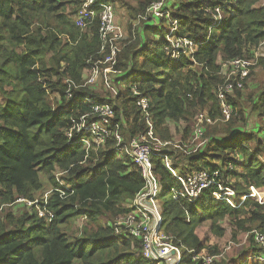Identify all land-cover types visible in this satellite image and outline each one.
<instances>
[{
    "label": "trees",
    "instance_id": "16d2710c",
    "mask_svg": "<svg viewBox=\"0 0 264 264\" xmlns=\"http://www.w3.org/2000/svg\"><path fill=\"white\" fill-rule=\"evenodd\" d=\"M96 1L110 4L113 12V3L123 2ZM154 1L160 0L138 3L136 11L151 22L137 27L134 42H124L115 54L112 70L118 75L117 85L124 81L120 85L124 91L104 102L91 90L92 84H86L84 71L99 63L108 49L100 50L96 17L85 28L76 25L80 0H0V204L32 202L19 216L9 211L0 218V264H156L142 256L137 239L115 235L112 228L116 217L130 211L128 205L143 187L138 167L124 151H116L112 135L99 146L88 137L90 145L85 147L79 138L86 133L73 127L84 115L87 122L98 120L92 106L108 103L113 110L112 130L117 124L123 142L145 132L147 120L162 133L165 119L183 118L194 98L212 99L210 89L221 83L220 64L252 56L264 38V7L257 5L259 0H164L162 11L169 10L164 31L160 17L146 14ZM216 8L223 13L219 21H215ZM126 32L131 34L130 27ZM200 32L207 42L193 53L183 48L174 51L166 40L170 33L173 38L197 41ZM172 52L177 57H171ZM241 90L234 88L232 93ZM230 96L226 94L224 101L232 108L233 124L224 136L211 137L199 154L186 157L183 166L176 160L172 168L182 176L216 172L222 185L221 175L234 178L228 186L237 192L243 189L238 182L264 189V125L247 124L249 114L257 110V115L261 108L264 119V89L254 96L247 112L234 110ZM144 98L147 115L139 105ZM216 99L212 112L221 107ZM178 155L163 151L151 156L165 193L181 187L164 165L166 156L174 160ZM40 172L47 175L49 188L37 199L44 187ZM213 192H219L217 185L204 189L196 202L171 198L166 204L161 228L175 246L188 248L182 250L178 264H202L198 256L202 246L195 234L201 222L244 212L225 200L216 201ZM43 207L52 214L50 219L38 214ZM108 213L114 218L106 219V225L97 224ZM83 214L94 227L72 240L64 226ZM257 219L264 225V214L257 213ZM247 254L251 259L242 260ZM262 254L261 246H251L230 264H264L259 259Z\"/></svg>",
    "mask_w": 264,
    "mask_h": 264
},
{
    "label": "rangeland",
    "instance_id": "374dc122",
    "mask_svg": "<svg viewBox=\"0 0 264 264\" xmlns=\"http://www.w3.org/2000/svg\"><path fill=\"white\" fill-rule=\"evenodd\" d=\"M122 1L123 2L121 3L119 2L113 3L114 12L116 15V24L119 25V27L123 32V38L117 43L119 48H121L125 43L130 44L134 42L135 30L137 27H143L145 23L151 22L149 21V19L145 21L143 17L140 15L141 12L136 11L138 10V3L143 0H122ZM160 1L161 3L164 2V0H160ZM155 2L157 1H154L153 3ZM153 3H151V5H153ZM257 5H261L264 7V0L257 1ZM160 6L162 9V4ZM228 7L229 9L232 8L230 5ZM158 10L160 11V7ZM168 11L169 10H166L167 13L162 15L160 17L161 20L158 21V23L162 25V29L164 31L165 30L167 31L168 29V24H169V20H167ZM215 13L217 16L219 15L220 18H222L223 13L220 9H218V11H215ZM146 14L149 15L147 9H146ZM211 15L213 16V13H211ZM93 17H95L94 13L92 18ZM128 27H130L131 34H128L126 32ZM206 39L207 36L204 37L203 33L200 32L197 38V42H204L206 41ZM183 48L186 50L187 53H192L191 48L189 47H183ZM105 57L106 56L102 54V58L100 59V62L97 63V70H98L97 78L95 83L90 86H91V90L96 95H98V97L103 99L104 102H108L109 99L113 101L114 97L119 92L124 91L123 88L124 86H120L122 83H124V81H121L120 82L121 84L117 85L116 77L118 75L112 70V66L115 63V58L113 61H105ZM220 58H221L220 55L217 56V59ZM261 59L264 60V58ZM196 66L197 64H194V67ZM252 68H254V70L252 72L250 79L245 84V87L241 91L230 93L231 94L230 99L234 102V106L232 107L236 111H243V110L245 112L251 111L252 101L254 99V96L258 93V91L264 89V64L257 63ZM90 74H91V69H85L84 79L87 80L90 77ZM132 80L133 78H131L129 81L131 82ZM210 90H211V94L213 95L212 99H207L204 102H199L197 97L194 98L193 106L190 105L188 109L189 113L185 114L184 117L180 118V120H178L177 122L172 121L169 118H166L165 119L166 130L162 131V133L159 132L158 129L155 130L152 121L145 122L144 124L145 132L138 131V133H142L146 135L148 140L152 143L153 148L157 149V151L159 152L177 151L179 154H181L178 155V158L174 160H172L171 159L172 157L170 158V156L166 157L167 159L165 160V162H167L171 168H172V163L175 162L176 160H178L177 165L183 166V161L185 160L186 157H191L192 155L199 154V151L204 149L205 146H207V143L210 141L211 137L224 136V130L232 126L233 122H231L229 118L225 119L224 113L222 116V108L220 107V104L218 108L219 112H212L213 103L215 101L216 102L218 101L216 99L217 88L216 86H212ZM189 98L191 99L192 95H190ZM113 104L111 102L112 106ZM229 107L230 109H232L231 106ZM126 109L128 112L129 111L128 105L126 106ZM141 109L142 112H145L147 108L144 109L141 107ZM254 112L257 113V110ZM210 113H213V116H211ZM256 113L249 114L247 119L248 127L250 123L256 124V122L260 123L261 125H264L263 116L260 114L262 113V108L258 111L257 115ZM201 114L206 115L208 118L211 117L209 118L211 122H203L202 125L204 128V136L201 139L192 142V137H190V135L193 131L194 124L197 122ZM235 119H238V117L234 118V120ZM237 124L238 121L236 125ZM120 156L123 155L120 154ZM153 176L155 178L158 188V192L154 199V202L159 212L164 217L165 209L167 206L166 204L171 199V193L170 191L165 193L163 182L159 181V179L155 176V174H153ZM58 177H62V175ZM40 179L44 183V187L42 189V192H39L38 194L36 193L37 199H39L41 195H43V190L49 188L47 185V175L44 174L43 172H40ZM221 179L224 182L223 185H227V187H224L221 184L223 190L221 191L222 193L219 195L222 196V198H217L216 196L213 195L215 200L221 201V200H225L224 197H227L228 202L226 200L225 201L230 206L243 209L244 212L242 214H239L238 217H234V218L226 215L221 218L205 220L196 227L195 234L199 237L200 244L202 246V249L198 255L200 258L212 257V260H214L218 264H222L224 262L230 264L231 259L238 258L242 250L248 249L251 246H260V244L255 241V236L257 234L264 235L263 222L262 220L257 219V213L264 214V189L253 185L247 187L246 185L243 184V182H238L241 185V187H243V189L237 192L228 186L236 181L234 178L229 180L228 178L227 179L222 178L221 175ZM220 190L221 189L219 188V191ZM29 205L30 204L28 203L24 204V202L21 201L20 202L17 201L14 204H0V218L3 217L9 211H12L13 214H15L16 216H19L21 213L28 210ZM112 217L113 216H111L108 213L105 216L101 217L98 220L97 224L106 225L105 223L106 219L112 220L114 218ZM89 227H94V225L88 224L87 219L83 214L75 217L73 220L68 222L64 226V230L72 240H75L79 238L82 235V233H84V231L87 230ZM251 235H253V240H251L250 238ZM171 244L173 243L171 242ZM173 245L175 246V244ZM177 248L179 249L180 253L182 252V250L188 249L185 246H181ZM190 251L192 252V250ZM248 255L249 254H247L246 257L241 256L242 260L248 261L249 259V257H247ZM161 264H166V263L162 262Z\"/></svg>",
    "mask_w": 264,
    "mask_h": 264
},
{
    "label": "built area",
    "instance_id": "2783aa9c",
    "mask_svg": "<svg viewBox=\"0 0 264 264\" xmlns=\"http://www.w3.org/2000/svg\"><path fill=\"white\" fill-rule=\"evenodd\" d=\"M80 3L75 21L76 25L80 28H85L87 24L93 21L94 17L92 18V16L94 13L95 17L98 19V36L101 42L100 50L104 51L107 48L108 53L105 57V61H113L115 54L120 51L117 43L123 38V32L114 21L112 6L105 2L99 3L96 0H80ZM161 4V1L153 3V5L147 8V12L155 17H161L165 14L161 9ZM95 7L97 11L94 10ZM159 7L160 11L158 10ZM216 11H218V9H216ZM146 17L147 16H143V19ZM220 19L218 15L215 21H219ZM173 29L174 27L171 28L169 32L172 33ZM170 33L166 36V40L174 51L183 47H189L192 49L193 53L198 45L207 42V39L204 42H197L196 40L193 41L185 37L173 38ZM177 55L176 52H172L171 57L174 58L177 57ZM260 58H264V38L258 42L251 57H235L220 64L217 74L221 79V83L217 88V98L221 101V108L225 119H228L231 115V109L224 101L225 95L230 94L234 88L243 89L244 82L248 77L250 69L258 63ZM97 74V63H95L92 66L91 74L86 80V84H94ZM139 105L146 109L148 108V101L145 98L141 99ZM92 112L99 117L98 120L87 122L85 120L86 115H84L80 117V122L73 127L76 131L83 130L86 133L79 138V141L82 142L85 147H89V138H91L94 144L99 146L104 143L107 137L112 135L115 140L116 151H124L125 154L131 158L138 167L144 182L143 187L135 194L128 205L130 211L116 217L115 221L112 223L114 234H127L137 239L142 256L148 261L155 262L156 264H161L162 262L166 264H178L181 259V253L177 248L178 246L176 247L171 244V237L163 232L161 223L164 217L159 212L154 202L158 188L153 176L154 171L151 156L159 154V151L153 148L152 143L148 140L146 135L142 133H137L129 137L126 142H123V136L117 124L114 125L115 130H112L113 110L108 103L94 104L92 106ZM145 114L147 115L146 111ZM204 121L211 122L206 115L201 114L194 124L193 131L190 135V137H192V142L202 138L204 133L202 124ZM166 157L164 158L165 160L167 159ZM165 160V167L181 184L180 188L170 189L172 199L183 198L189 202H196L199 200L203 190L211 185H217L218 188L221 189L219 192H213V195L217 198H222L219 194L222 193L221 191L223 189L221 184L217 183L215 179L217 176L216 172L209 173L208 171L201 170L188 174L187 176H182L171 168ZM44 196L46 197V194H44ZM224 198L228 202L227 197ZM28 203L31 204L32 202ZM38 214L45 215L48 219L52 216L45 207L38 210ZM255 241L259 243L263 249V254L259 259L264 262V235L257 234L255 236ZM249 258H251V256H249ZM211 262L212 257H202V264H211Z\"/></svg>",
    "mask_w": 264,
    "mask_h": 264
}]
</instances>
